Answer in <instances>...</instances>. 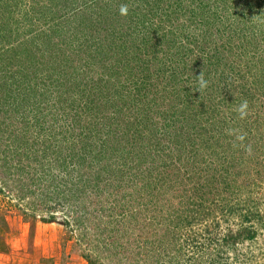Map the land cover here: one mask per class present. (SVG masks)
<instances>
[{
    "label": "rangeland",
    "instance_id": "rangeland-1",
    "mask_svg": "<svg viewBox=\"0 0 264 264\" xmlns=\"http://www.w3.org/2000/svg\"><path fill=\"white\" fill-rule=\"evenodd\" d=\"M111 32L127 96L176 34L182 96L90 110ZM0 264H264V0H0Z\"/></svg>",
    "mask_w": 264,
    "mask_h": 264
},
{
    "label": "trees",
    "instance_id": "trees-1",
    "mask_svg": "<svg viewBox=\"0 0 264 264\" xmlns=\"http://www.w3.org/2000/svg\"><path fill=\"white\" fill-rule=\"evenodd\" d=\"M132 13H135V12L133 11L127 12V15L125 16H129ZM118 14H120V10H118ZM144 15L145 14H143V17L140 16V19L137 23L139 24L144 23L145 21ZM120 17L121 15H118L115 19L118 20ZM118 21L120 23H125L124 20H122V18H121V21L120 20ZM113 25L116 26V24H113ZM113 25L111 26V29L113 28ZM101 41L102 39L94 43L95 45L94 49L90 51L88 50V52L90 53L89 67H90V70L93 69L94 76L95 78H97V82L95 83V85L96 87H99L98 89H100L99 92L97 93L98 94L97 96L92 97L91 94L86 93L87 94L86 100H88L87 105L89 106L90 110L97 107L95 102L103 103L104 101V103L108 102L109 104V101L111 98H114V102H117L125 95L123 94V90L125 89V82L122 79L125 77L124 74L126 73L125 71L126 64L124 66V64H122V61H124V57L126 56L125 55L126 51L124 50L126 43L121 45V43H119L121 41V37L114 35V33L112 32L107 33V35L103 38V41L102 42ZM146 41L147 39L143 38V41H141L140 43H142L143 45L146 44V46L149 45L148 49L143 50V52L140 53L138 57L134 58L133 62H136L135 63L136 65L138 64V59L140 61V60H143V57H144L143 62L146 61V63H152L153 65H155V67L152 69L148 68L147 70H144L146 71L143 74L144 76L142 77L144 84L141 86H138L137 88H134V91L131 94H129V96L125 95V97H128L125 99L127 102L131 100L135 102L140 101L139 103L141 104H138V105H142V106H138V105L134 106L132 104L130 108V112H132L133 114L134 113L137 114L138 116H140L141 119L147 118L150 114H152V108H153L152 106H154L155 104L157 105V100L156 102H154V99H156L155 94L159 92L158 87L161 83L163 82L167 83V85L162 87L163 93L168 92L169 94L172 91L175 93L173 97L179 96V95L180 97L182 96L181 91H179L180 88L178 89L177 87V77H178L179 72L177 71V68H172L168 65L173 64V63L175 64L176 62H179V61L186 64L189 62L198 61V58H199V56L192 57L194 52L189 51V50L184 51L183 46H181V49H180V47L178 46V42H179L178 36L176 34H175V37L173 35L165 37V41L162 42V45H159V47L157 48L155 47L152 50H149V49L151 48L152 44H154V42L152 41L149 44V42L146 43ZM126 42L130 43V40L127 39ZM121 46L124 48H121ZM30 47L32 46L30 45ZM117 47L121 48L119 52L117 50ZM24 50L26 49L24 48ZM123 50H124V53H123ZM15 51L17 52L20 51L22 53L21 48L15 49ZM159 51H161L160 54L165 52V56H166L165 62H163V60H161V57H159V54H157L159 53ZM28 52L30 51L28 50ZM96 55H98V57ZM182 55H185V56L183 57ZM157 62H160V63L158 64ZM97 63L99 64V67H100L99 69L95 67ZM161 63L165 64L163 65L164 68ZM39 69L42 71V73H44V75L48 77H50L56 72L55 68H52V67L51 69H48V68H45L43 70L41 68ZM166 73H168V76H166ZM113 86L115 87L113 91V97L110 96L109 100L105 99V97L111 92L110 90L112 89ZM57 90L59 91V89ZM151 94H152V97L150 96ZM137 106H138V109L134 112L132 109H134L135 107L137 108ZM183 110H185V108ZM141 126L142 128H138L137 130V132H140V134L142 133V130L144 127V125H142V120H141ZM245 231L247 230L246 229L242 230V232H245ZM240 234L241 233H236V235H240Z\"/></svg>",
    "mask_w": 264,
    "mask_h": 264
},
{
    "label": "clouds",
    "instance_id": "clouds-1",
    "mask_svg": "<svg viewBox=\"0 0 264 264\" xmlns=\"http://www.w3.org/2000/svg\"><path fill=\"white\" fill-rule=\"evenodd\" d=\"M127 11H128V9H127V6H126V5H122V6L120 7V14H121V15H126V14H127ZM201 87H203V82H201ZM246 107H247V103H246V102H243V103L240 105L239 109H238L242 118H243V116L245 115V111H244V109H245Z\"/></svg>",
    "mask_w": 264,
    "mask_h": 264
}]
</instances>
